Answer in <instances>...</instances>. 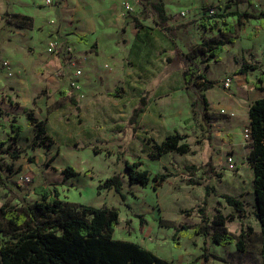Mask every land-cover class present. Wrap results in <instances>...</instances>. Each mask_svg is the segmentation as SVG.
I'll return each mask as SVG.
<instances>
[{"label":"rangeland","instance_id":"rangeland-1","mask_svg":"<svg viewBox=\"0 0 264 264\" xmlns=\"http://www.w3.org/2000/svg\"><path fill=\"white\" fill-rule=\"evenodd\" d=\"M162 1L169 17L167 25L174 35L156 25L155 15L140 0H115V5H109L113 1L104 0L98 6L93 5L92 0H0V62L8 60L14 72L10 78L0 75V141H5L11 123L23 127L14 142L0 144V174L5 182V187H0V206L20 210L24 204L40 200L34 193L35 186L57 185L62 200L68 197L92 206L117 207L120 212L113 238L140 241L160 258L197 264L196 256L204 245L208 251L223 256L212 264H225V261L262 264V234L255 217L253 172L246 155L251 144L247 108L264 97V82L260 83V89L254 87L260 72L264 71V27L257 33L258 20L247 18L243 29L235 28L234 42L225 43L218 55L208 58L207 53H199L192 61L196 74L203 73L216 82L211 89L200 91L206 97L205 107L196 99V94L184 86L180 58L185 57L190 48L199 49L203 41L220 37L218 30L210 27L211 23L221 27L224 20L236 26L235 16L220 19L218 14L234 10L258 13L264 10V0H251V5L247 0ZM92 8H115L126 20L121 29L116 28L119 47L113 43L107 45L116 36L113 31L99 40L100 59L107 53L116 57L101 60L102 70L110 71L112 64L122 66L123 71H129V77L139 75L138 80L110 83L108 76L102 70L97 73L94 67L98 55L88 58L95 69L86 70L85 57L77 54V49L96 54L97 47L89 36L88 41L78 43L76 37L83 35L80 31L84 20L74 18L73 12ZM132 16L137 17L141 25L135 41L132 35H127L133 26ZM228 36L232 35H223V39ZM52 39L62 41L73 51L67 59L80 66L79 78H83L81 82L77 79V89L70 86L68 72L58 77V69L43 70L39 60L46 57L45 46ZM215 57L220 58L215 62ZM67 59L61 61L62 66L68 63ZM242 62L254 63L258 69L235 74ZM225 77L232 78L229 89L222 87ZM25 82L30 89L28 102L23 100ZM240 88H244V93ZM93 92L99 96L92 99L90 107L83 106L82 100H87ZM143 95H147L148 103L135 129H131L127 127L131 109ZM243 96L245 103L235 107L233 101L237 103ZM71 97L81 103L83 116L72 104ZM204 109L206 120L202 117ZM221 109L225 113H221ZM27 112L44 120L46 133L53 140L49 150L30 146L33 128L26 122ZM174 131L185 135L183 141L190 146V152H169L157 159L148 158L152 143L160 142ZM18 149L24 152L13 157L12 152ZM209 157L214 171L222 176L205 175L201 169L193 178L198 184H190L183 167L203 165ZM133 161H141L140 168L147 169L151 176L164 173L168 177L156 190L151 182L146 186L129 184L124 163ZM67 165L77 174L63 179L61 170ZM112 174L120 175L124 199L113 189H97L99 182ZM205 185L213 187L206 197L205 213L209 222L216 210L242 219L241 228L248 234L245 252H237L234 244L218 245L210 238H205L203 244L201 235L179 236V246L174 245L172 236L176 227L195 226L200 222L196 207L203 199L201 191ZM186 187L190 190L183 189ZM222 193L239 199L243 212H235L227 206L218 196ZM175 196L178 201L174 200ZM155 203L161 213H157ZM183 209L194 210L186 215ZM158 219L167 225L158 228ZM232 221L225 224L231 226ZM194 236H198L195 242ZM13 238L0 216V246L11 243Z\"/></svg>","mask_w":264,"mask_h":264},{"label":"trees","instance_id":"trees-1","mask_svg":"<svg viewBox=\"0 0 264 264\" xmlns=\"http://www.w3.org/2000/svg\"><path fill=\"white\" fill-rule=\"evenodd\" d=\"M143 6L148 7L155 15L156 25L161 29L174 35L169 29L167 22L169 17L164 10L162 0H140ZM248 4L250 0H247ZM231 15L236 18V26L228 24L221 20V27L211 23L212 29H217L220 37L203 41L199 49L190 48L185 57H181L182 70L181 78L186 88H190L199 99L203 106H206V97L200 91L211 89L216 83L209 80L203 73H195L192 69V61L199 53H207L208 58L218 55L225 43H233L235 40V28L241 29L244 26V20L247 18L259 19V25L264 24V11L254 14L248 11H230L228 13L218 14L220 19ZM135 28H140L136 17L133 18ZM232 35L223 39V35ZM78 41H84L81 36ZM219 58L215 57L216 62ZM208 60V59H207ZM208 62V61H207ZM258 66L254 63L242 62L235 74H244L248 71H254ZM264 82V71H261L257 81L254 83L256 89H260V83ZM71 102L75 104L71 98ZM193 101L191 106L194 105ZM148 103L147 95L141 96L137 104L131 109L127 127L135 129L137 120L145 110ZM206 120V112L202 115ZM26 122L33 128V138L30 146L45 147L47 150L53 144L52 138L46 133L44 120L36 119L32 112H27ZM22 125L10 124L9 133L5 141L14 142L18 133L22 131ZM248 128L251 138L250 148L246 155V162L253 172V194L255 202V217L259 223L262 234V254L264 264V97L253 101L248 108ZM210 138L209 136L207 137ZM185 135L174 131L168 133L160 142H153L151 151L147 156L151 159H157L169 152L184 154L190 152V146L183 141ZM94 151H96L94 149ZM24 149L14 150L13 157H18ZM141 161L125 162V175L129 184H140L146 186L150 182L152 188L158 186L168 177V174L155 173L152 176L145 168H140ZM190 177V184H198L193 179L197 171L202 174L213 175L220 178L222 175L215 172V167L211 157L203 165L189 164L183 167ZM63 179L75 176L77 173L72 166H65L61 170ZM5 187V182L0 174V187ZM113 189L122 199L125 198L122 190V181L119 174L111 176L99 182L97 189ZM205 194L202 201L197 204L196 212L200 216V222L195 226L182 224L175 229L172 240L175 246H179L177 238L179 236L201 235L210 237L211 240L221 246L234 244L237 252H245L246 238L248 234L243 227L238 234L229 232L225 227L226 221H232V214L222 215L219 210L209 222L205 206L206 197L213 191V187L205 185ZM34 193L40 197L33 203H26L22 209L7 208L0 206V216L6 222L10 232L14 235L13 241L9 244L0 246V264H173L158 256L151 251L141 247L137 243L113 238V232L118 224L119 209L115 206L95 207L83 203H73L59 198V192L56 187L49 188L45 185H38L33 188ZM225 204L231 207L235 212H243V204L236 197L222 193L218 195ZM194 209L182 210L189 215ZM140 216V222L143 223ZM242 225V221H241ZM250 228V227H248ZM190 230V231H189ZM212 230V232H211ZM201 257L207 261L209 257L220 259L207 250L203 245ZM225 264H228L225 261Z\"/></svg>","mask_w":264,"mask_h":264},{"label":"crops","instance_id":"crops-1","mask_svg":"<svg viewBox=\"0 0 264 264\" xmlns=\"http://www.w3.org/2000/svg\"><path fill=\"white\" fill-rule=\"evenodd\" d=\"M102 1H104V0H92V4L93 5H95V6H98V5H100V4H102ZM109 3H111V1H113L111 4H109V5H115V0H107ZM247 2V1H246ZM107 3V2H106ZM247 4H248V2H247ZM250 5L252 4V1L250 0V3H249ZM248 4V5H249ZM256 4V3H255ZM254 4V5H255ZM77 5H80V3L79 2H77ZM107 5H108V3H107ZM117 9H115V8H105V9H100V10H94L93 8L91 9V10H86V9H76V10H74V12H73V16H74V18H77V19H82V20H84V22H83V24L81 25V28H82V30L80 31V32H82V34L83 35H79V36H81V37H83L84 38V41H78L77 40V37H76V40L78 41V43H84V42H86V41H88L87 39H86V37H90V39H91V42H94V43H96V47H97V52H96V54H95V52H94V54H91V53H89V52H85V51H83V49H77V51H78V53L77 54H79L80 56H84L85 57V60H86V70L87 71H91V70H94L95 68H92L93 66L90 64V63H88V58H90L91 57V59H93V58H96V57H93L92 55H94V56H96V55H98V57L96 58V61H97V64H95L94 65V67H96V70H97V73H99V70H102V65H101V60L102 59H100L101 57H100V54L102 53L101 52V49H100V42H99V40H100V38L101 37H103V36H105V35H108L109 33H108V31H113V32H115L116 33V36H115V38H114V40L111 42V43H109V42H107L108 44L107 45H111L112 43H113V45H115V46H118L117 45V39H118V37H119V32L117 33V29L116 28H122V25L123 24H125L126 23V20L121 16V14L120 13H118L117 11H116ZM260 11H264V10H260ZM259 11V12H260ZM248 12H250V11H248ZM258 12V13H259ZM251 13H253V12H251ZM258 13H254V14H258ZM135 16H132L131 17V20H132V24H133V26H132V28H131V30H128V37L130 36V35H132V39H134V41L136 40V37L138 36V33H140V31H139V28L137 29V28H135V26H134V20H133V18H134ZM252 18V17H251ZM136 19H137V17H136ZM255 19H257V18H255ZM258 20V26H257V33H258V31H259V29H261V28H263L264 27V24L262 25V26H260L259 25V19H257ZM246 21L247 20H244V26H245V24H246ZM244 26L241 28V29H243L244 28ZM133 27L135 28V29H133ZM137 32V33H136ZM121 34H123L124 33V31L123 32H120ZM125 33H126V31H125ZM130 33V34H129ZM88 37V38H89ZM127 37V38H128ZM89 39V40H90ZM52 40H56V39H52ZM59 44H60V49H59V54H49V53H47L46 52V46H47V43H46V46H45V50H44V53L46 54V57L45 56H43L42 57V59H40L39 60V62H40V64H41V66H42V68H43V70L44 71H46V70H56V69H59L62 65V63H61V61H63V60H65V58L67 59V57H69L70 56V53L71 52H73L70 48H67L66 46V44H63V42L62 41H58V40H56ZM119 47V46H118ZM121 48V47H120ZM123 49V48H122ZM86 54V55H84V53ZM123 53V52H122ZM113 54H111V53H107L106 55H105V57H104V59L102 60V61H105V60H107L108 61V57H110V56H112ZM122 55V54H121ZM48 56H50V57H48ZM114 56V55H113ZM115 57V56H114ZM116 58V57H115ZM220 58V57H219ZM90 59V61H92ZM100 59V60H99ZM118 59V58H117ZM120 59H121V57H120ZM103 71V70H102ZM68 72V71H66L65 69H63V73L62 74H64L63 76H65L66 75V73ZM96 72V71H95ZM107 76H108V80L110 81V83H112V82H115V83H122V84H125V82H127L128 83V81H136V80H138V76H132V77H129V75H130V73H129V71L128 70H126V71H123V68H122V66H120V67H117L116 65H114V64H112V68H111V70L110 71H103ZM3 76V75H2ZM68 76H69V73H68ZM5 77V76H4ZM94 78V77H93ZM93 78H91L92 80H94ZM96 78V77H95ZM206 78L208 79V77L206 76ZM69 79H70V76H69ZM82 79L83 78H79V80H80V82L82 81ZM85 83H87V80L85 81ZM24 86H25V90L23 91V100H24V102H28L29 101V99H30V89H29V85H28V83L27 82H25V84H24ZM244 88H240L239 90L242 92V93H244V90H243ZM242 93H240V94H242ZM99 95H98V93L96 94L95 92H93L92 94L91 93H89V98L87 99V100H82V104H83V106H87V108H88V106L90 107L91 106V103H92V99H95L96 97H98ZM72 98V97H71ZM71 98H70V100H71ZM246 97L245 96H243L242 97V99L240 100V101H238L237 103H235L234 101H233V105L236 107V105L237 106H241L242 105V103H245V101L243 100V99H245ZM73 100H74V102H75V104H73L74 105V107L76 108V110H80V112H81V116H83L82 114H84L82 111V106H81V103H79V101H78V103L76 102V100L74 99V98H72ZM95 102V101H94ZM235 103V104H234ZM247 115H248V108H247ZM138 124V123H137ZM224 126H228V125H224ZM96 134V132L94 133V135ZM93 135V136H94ZM93 152H95L94 150H93ZM148 157V156H147ZM149 158V157H148ZM63 178V177H62ZM187 183V182H186ZM57 186V185H56ZM55 186V187H56ZM56 189H57V191L58 192H60V190H59V188L58 187H56ZM184 190H186V191H189L190 189L189 188H183ZM106 190H109V189H106ZM201 191V190H200ZM202 198H203V196H204V194H205V191H204V189H202ZM59 196H60V193H59ZM60 198V197H59ZM61 199V198H60ZM178 197H174V200L175 201H178ZM186 199V197L185 198H183V200H185ZM65 200L66 201H69V202H73V203H79V202H76V201H71L70 199H68V197H66L65 198ZM84 204V203H83ZM156 204V203H155ZM87 205H89V204H87ZM157 205V204H156ZM100 206H107V205H105V204H102V205H100ZM100 206H95V207H100ZM152 209V208H151ZM151 209H149L148 208V210H151ZM184 210V209H183ZM120 212V211H119ZM157 213H161V211H160V208L158 207V205H157ZM199 220H200V218H199ZM236 220H238V222H239V224L240 225H238V223H235V222H237ZM241 220L242 219H238V216L237 215H234V219H233V221H232V225L231 226H228V225H226L225 224V227H226V229L229 231V232H231V233H234V234H238L239 232H240V230H241ZM165 225H167V224H163L162 223V221H160V219H158V221H157V227L159 228V227H163V226H165ZM177 228V227H176ZM175 228V229H176ZM239 230V231H238ZM175 231V230H174ZM238 231V232H237ZM201 238H203V244H204V242H205V238H210V237H203V236H201ZM198 239V236H194L193 237V242H195L196 240ZM120 240H124V241H130V242H134V243H137L138 245H140L141 247H143V248H145V249H147V250H149V248L144 244V243H142V242H140V241H135V240H129V239H120ZM209 240H211V238L209 239ZM212 241V240H211ZM208 242V241H207ZM213 242V241H212ZM150 251V250H149ZM209 252L210 253H212V254H214L216 257H219L220 259H223V256H220V255H217V254H215V253H213V252H211L210 250H209ZM153 253V252H152ZM201 253H202V251H200L199 252V254L196 256V259L198 260V262H197V264H212L215 260H216V258H212V257H209L208 258V260L207 261H204L203 260V258L201 257ZM157 256V255H156ZM159 257V256H158ZM163 259V258H162ZM199 259H200V261H199ZM164 260H166V259H164ZM166 261H168V262H171V263H173V264H184L183 263V260H178L177 262H174V261H172V260H166Z\"/></svg>","mask_w":264,"mask_h":264},{"label":"built area","instance_id":"built-area-1","mask_svg":"<svg viewBox=\"0 0 264 264\" xmlns=\"http://www.w3.org/2000/svg\"><path fill=\"white\" fill-rule=\"evenodd\" d=\"M125 8L128 9L129 7L126 5ZM60 47V44L56 40H49L46 46V52L49 54H59ZM67 60H69L68 63L65 66H61L56 72V75L60 77L62 75L63 69H65L70 75V86L73 89H77L79 87L77 79L80 76V66L74 60H70V58ZM0 75H3L8 78L14 75L12 66L8 60H3L0 62ZM231 80L232 78L225 77L222 81V87L224 89H229ZM220 112L225 113L224 109H221Z\"/></svg>","mask_w":264,"mask_h":264}]
</instances>
